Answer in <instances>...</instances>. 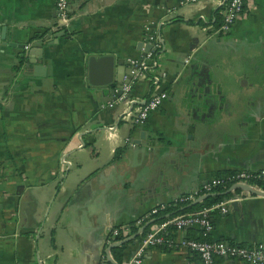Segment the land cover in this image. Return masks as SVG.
<instances>
[{"label":"crops","instance_id":"0c3cea01","mask_svg":"<svg viewBox=\"0 0 264 264\" xmlns=\"http://www.w3.org/2000/svg\"><path fill=\"white\" fill-rule=\"evenodd\" d=\"M225 7L70 0L64 29L55 0H0V264H111L107 255L128 264L166 219L137 225L152 208L175 204L219 171L264 168V0H245L226 33ZM148 24L159 44L144 70L151 80L133 82L129 101L118 103L101 86L103 66L89 81L88 58L113 56L128 80L129 60L151 49ZM161 91L166 98L144 123L123 119L124 108ZM211 221L209 231L166 226L161 233L176 245L145 247L140 264H202L179 245L184 238L264 245V194L231 202ZM123 225L128 236L109 243ZM134 234L117 257L115 246L108 251ZM215 264L251 263L216 256Z\"/></svg>","mask_w":264,"mask_h":264},{"label":"built area","instance_id":"2783aa9c","mask_svg":"<svg viewBox=\"0 0 264 264\" xmlns=\"http://www.w3.org/2000/svg\"><path fill=\"white\" fill-rule=\"evenodd\" d=\"M203 0H183L187 4H200ZM70 0H55V10L57 18L59 19L62 27L68 29L70 14H69ZM225 11L223 15L222 22L219 26L220 32H229L233 27L237 18L242 14L245 6V0H225ZM146 32L147 43L151 45V49L148 50L145 57L140 60H129L132 70V80L126 83L121 88V93L116 98L118 103L126 104L130 98V92L132 89V84L139 78L149 79L150 77L145 75L144 70L148 67L150 63L155 64L154 52L157 50L158 39L154 33V29L151 24L144 27ZM27 47V46H26ZM162 76H166L165 73ZM153 82H158V77L155 76L152 80ZM167 93L161 91L152 95L149 99L140 100L136 108L123 109V119L126 118L131 124H142L147 119L148 115L156 110L163 99H165ZM112 128L110 127V131ZM261 181H264V168L257 171L249 170H239L235 171L233 174L226 177L213 176L209 178L204 185L197 191L187 192L180 195L175 201V204H186L193 202L198 196L202 194L212 193L217 186H233L237 183H245L253 188L261 189ZM252 193L244 194L238 193L237 191L232 193L224 201H222L217 207L222 212L228 210V205L233 201H240L245 196ZM167 206L165 204H159L158 206L152 208L145 215L141 216L137 221V225H141L148 218L156 216L159 212L165 210ZM211 209L205 208L200 213H192L187 216L177 215L170 218H166L165 221L158 227L155 228L142 236L138 242L137 251L131 258L128 264H140L141 253L144 248L149 245L159 246L167 245L169 247L176 245L174 240L170 238H165L164 234L161 233L166 226H171L175 230H181L187 226L200 225L206 231L212 229L213 224L210 217ZM131 232L130 225H123L114 227L110 230L109 243L115 240L122 239ZM179 245L186 247L197 253L202 264H215L216 256H226L240 258L249 262L251 264H264V245H254V246H244L239 244H232L226 241H209L193 238L181 239ZM102 262H105V256L102 257Z\"/></svg>","mask_w":264,"mask_h":264},{"label":"water","instance_id":"95a60500","mask_svg":"<svg viewBox=\"0 0 264 264\" xmlns=\"http://www.w3.org/2000/svg\"><path fill=\"white\" fill-rule=\"evenodd\" d=\"M62 34L63 33L57 34L56 37H58V36H60ZM148 47H146V49ZM32 62H34V61H32ZM41 64L42 63H38L34 67H42ZM88 65H89V81H90V78L93 75L94 70L98 66H103L104 67V71L106 73V78H105V82L103 84H101V86L103 87L104 90H107L109 93L115 94V98L118 97L119 94L121 93L122 85L124 83L128 82V80H130L132 75H133L132 74L133 68L130 67V68L127 69V71H128L127 72L128 73V80H122L121 76H124V72L122 74L120 73L122 71V69L120 68V66L118 67V66L115 65L114 58L111 55L90 56L88 58ZM191 83H192V85L195 86L194 82H191ZM189 95L192 96V92H187V96H189ZM187 98H189V97H187ZM183 100H184V98H183ZM238 190L242 191L244 194H247L249 192L252 193V194H260V195L264 194V191H262L260 189L253 188L252 186H250L248 184H245V183L234 184L227 191H225L224 194H231V193H234V192H236ZM149 191L156 193L158 191H161V189L157 185V187H155V188H150ZM213 195H215L214 192L207 193V194H202V195L198 196L193 202H191V205L200 203L203 200H205L208 197H211ZM135 237H136V234H134V235H132V236H130L128 238H125L123 240H120L118 242L113 243L112 245L108 246V251L113 246H119V245L125 244V243L131 241L132 239H134ZM107 260L111 264H117L110 258L109 255H107Z\"/></svg>","mask_w":264,"mask_h":264},{"label":"trees","instance_id":"16d2710c","mask_svg":"<svg viewBox=\"0 0 264 264\" xmlns=\"http://www.w3.org/2000/svg\"><path fill=\"white\" fill-rule=\"evenodd\" d=\"M24 57H20V61L18 63V65H16V67H14V69H18L21 66V63L23 62ZM235 171H219L216 173L215 176L218 177H226L229 176L231 174H233ZM261 186L264 188V181H261ZM231 186H217L213 192L215 193V195L208 197L207 199L203 200L200 203L191 205V203H186V204H168L167 208L161 212H159L157 214V216L160 218V220H164L165 218H170L173 216H177V215H189L192 213H200L203 209L205 208H209L211 209L210 211V217L211 214L218 209V205L224 201L227 197H229L231 194H224L225 191H227ZM165 214H168V217L164 216ZM173 228V227H172ZM203 240V239H201ZM210 241V240H209ZM122 249V246H115L111 249L112 254H114L115 257H117V255L119 254L120 250Z\"/></svg>","mask_w":264,"mask_h":264}]
</instances>
